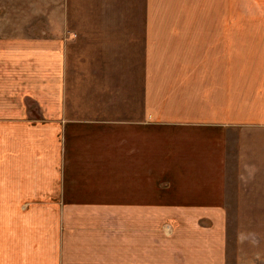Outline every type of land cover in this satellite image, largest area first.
<instances>
[{
	"label": "crops",
	"instance_id": "obj_1",
	"mask_svg": "<svg viewBox=\"0 0 264 264\" xmlns=\"http://www.w3.org/2000/svg\"><path fill=\"white\" fill-rule=\"evenodd\" d=\"M41 10L63 14L0 33V264H227L230 245L264 258V0ZM131 37L137 113L82 97L113 87L71 83L66 45Z\"/></svg>",
	"mask_w": 264,
	"mask_h": 264
},
{
	"label": "rangeland",
	"instance_id": "obj_2",
	"mask_svg": "<svg viewBox=\"0 0 264 264\" xmlns=\"http://www.w3.org/2000/svg\"><path fill=\"white\" fill-rule=\"evenodd\" d=\"M59 0H0V33L4 36H11L19 33H25L26 31L41 30L43 19L49 17L51 23L58 21L59 13L54 11H42L41 7L46 4H50L51 8L57 7ZM45 8V7H44ZM71 16L86 17L91 16L89 12L86 13H73ZM80 20V19H79ZM50 22L48 24H50ZM136 38L131 37V42L128 44L117 43H86V44H69L66 45L68 55L71 58L69 64L70 82L74 79L79 82L98 83L99 86L105 85L112 86L113 89L107 91H85L82 92V97L87 95L88 98L92 97L97 99H118L122 97H128L130 101V111L137 113L138 104L140 99V67L141 58L139 54L138 44L133 41ZM126 59H123V57ZM80 58L79 67H85L87 75H75L72 68L74 65V59ZM122 58V59H121ZM123 61L124 65L122 64ZM91 64V66H90ZM108 69V70H107ZM113 69V70H109ZM108 71V72H107ZM112 72V73H109ZM91 73V75H90ZM91 79V80H90ZM121 86L124 87V93H122ZM89 87V86H86ZM93 88L97 89L96 86ZM103 89V90H104ZM109 89V88H108ZM127 89V94L125 93ZM130 114L132 115V113ZM234 222L231 223V234L229 243L233 242L235 235L232 234L234 230ZM232 236V237H231ZM232 244V243H231ZM231 246V245H230ZM229 246L228 251V263L227 264H264V258L254 259L250 257V252L242 257L239 261L236 257L235 249H231ZM254 259V260H252Z\"/></svg>",
	"mask_w": 264,
	"mask_h": 264
}]
</instances>
